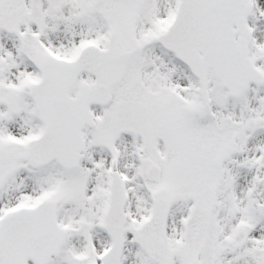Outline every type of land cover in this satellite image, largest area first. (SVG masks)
<instances>
[{"label":"snow or ice","instance_id":"obj_1","mask_svg":"<svg viewBox=\"0 0 264 264\" xmlns=\"http://www.w3.org/2000/svg\"><path fill=\"white\" fill-rule=\"evenodd\" d=\"M0 264H264V0H0Z\"/></svg>","mask_w":264,"mask_h":264}]
</instances>
